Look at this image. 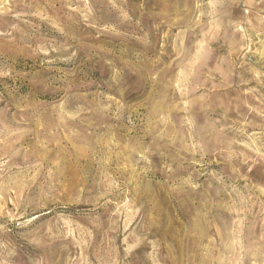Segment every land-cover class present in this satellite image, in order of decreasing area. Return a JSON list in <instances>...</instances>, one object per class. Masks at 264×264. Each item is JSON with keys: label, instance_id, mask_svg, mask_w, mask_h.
<instances>
[{"label": "rangeland", "instance_id": "1", "mask_svg": "<svg viewBox=\"0 0 264 264\" xmlns=\"http://www.w3.org/2000/svg\"><path fill=\"white\" fill-rule=\"evenodd\" d=\"M0 264H264V0H0Z\"/></svg>", "mask_w": 264, "mask_h": 264}]
</instances>
